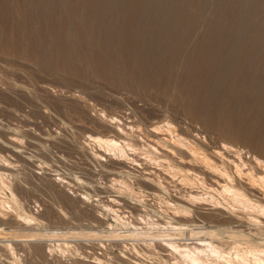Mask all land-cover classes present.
<instances>
[{
    "label": "bare ground",
    "instance_id": "1",
    "mask_svg": "<svg viewBox=\"0 0 264 264\" xmlns=\"http://www.w3.org/2000/svg\"><path fill=\"white\" fill-rule=\"evenodd\" d=\"M72 1L74 5L67 8L60 4H56L55 7L52 3L54 1L44 0L48 8H44V12L36 13V18L44 15L45 29H55L61 38L69 34L73 35V41L84 43L91 55L90 59L94 63L95 71L104 70V74L116 77L117 81L124 83L123 85L143 89V92H147L148 100H156L158 105L165 107L164 109H170L172 106L173 110L178 104L184 106V103L190 105V102H199L201 96H193L204 87L207 88L208 95L217 96L220 99L219 103L222 98L228 99V102L225 100L227 102L225 105L220 104L221 107L213 111L218 121L221 120L222 126L221 130L218 129L219 131L205 129L198 121H191L187 126H179L167 117L163 120L159 118L155 120L156 116L151 114L138 116L140 111L138 106L137 114L136 110L134 113L125 115L107 114V111L103 110L101 115L110 118V123H113L115 127L111 129L114 133L111 135L89 134L88 136L99 147L108 150L107 152L124 156L125 159L127 157L137 165H142V161L134 158L135 156L130 157L129 154L130 151L133 153L142 150L161 168L166 166L171 175L180 174L183 184L188 183L192 186L196 184L201 190L198 188L185 190L187 193L184 191L183 194L186 193V197L185 195L183 197L188 202L197 204L211 200L218 204V208L229 210L232 215L227 219V230L220 228V224L202 225L194 222L181 223L177 220V223L169 220L165 224L150 221L144 222L145 226L140 224L138 226L123 218L118 212L119 209L105 204L108 210L116 214L117 220H122L124 230L114 228V225L110 223L111 226L108 225V228L88 230L85 235L102 233L106 237L112 236L115 239L125 235L136 236L148 245L162 239L164 246L167 245L174 255L176 264L181 261L188 264H264V246H261L258 240L247 237L244 232L246 228L237 229L234 223L232 224L233 217L246 219L250 224L249 228L251 227L249 232L259 233L260 229L264 232V149L260 148L257 141L263 135L260 129L264 128V25L252 26L256 21L248 20L251 14L248 13L251 10L249 12L245 10L249 5L263 4L264 0L260 3L257 0H235V7L231 8V13L226 12L228 6L224 5L226 3L223 4V2L230 3L231 0H221L218 14H214L208 22L201 23L203 25H200L202 27L200 31H198L199 25H196L197 21H193L197 18L194 12H191L193 0H171L168 4L160 0ZM191 17L195 19L192 20ZM18 29L20 30V27ZM36 32L34 31L35 34ZM38 40L40 42L42 39ZM56 43L58 44V41ZM83 57L84 55L81 58ZM205 96L206 94L201 98L205 99ZM192 105L194 104L190 107ZM202 108L198 107V109ZM206 112L204 111V115ZM103 121L106 122L104 119ZM256 128L257 136L253 134L252 137L247 134L250 130L255 131ZM5 174L0 171V216L2 218L12 213L21 221H25L24 223L28 226H22V229L33 231L30 233L33 236L23 239L34 240L43 238L44 235L56 237V234L67 236V234L78 233L70 229L40 231L35 226H31L38 223L37 216L24 207L17 193L4 180ZM154 177H157V180ZM154 177L150 176V181L166 188L163 180H160L161 174L159 176L157 173ZM2 186L10 188L9 196L3 194ZM165 191L168 192V190ZM90 194L81 193L82 197L87 199L91 198ZM174 205L178 213L183 211L188 215L191 214L190 205L180 201ZM242 223V221L239 223L240 226ZM164 226L170 227L172 231L162 230ZM5 230L7 228L0 225V233ZM187 230H189V237L184 236ZM155 231H159L161 236L156 237L158 235ZM227 232L229 236H238V239L241 237L245 245L238 240L234 242L236 244L233 247L226 249L222 240ZM37 234L39 236H35ZM157 238L159 239L156 240ZM1 243L19 259L12 240L5 239ZM65 243L69 245L68 242ZM95 257L97 259L95 263L98 264H127L123 261L113 262L112 259L105 261L104 258Z\"/></svg>",
    "mask_w": 264,
    "mask_h": 264
},
{
    "label": "rangeland",
    "instance_id": "2",
    "mask_svg": "<svg viewBox=\"0 0 264 264\" xmlns=\"http://www.w3.org/2000/svg\"><path fill=\"white\" fill-rule=\"evenodd\" d=\"M160 1L168 4L171 0ZM219 1L221 0L191 1L194 2L191 5V12L197 16L196 19L191 18L195 19L194 22L197 21L198 29L200 25H203L201 23H206L214 17L219 4L222 3ZM234 1L223 2L228 6L226 12H232L231 8L235 7ZM257 1L260 3L262 0ZM50 2L55 7L56 4L67 8L74 5L72 0L60 2L50 0ZM250 6L245 8L247 12L251 10L248 13H251L248 20L256 21V23L252 22V26L260 24L263 26L264 3ZM44 8H48L44 0H0V171L6 173L4 180L17 193L24 207L37 216L38 223L31 226H35L40 231L70 229L78 233L67 234V236L56 234V237L44 235L43 238L25 240L23 238L33 236L30 235L33 231L22 229V226H28L24 223L25 221H21L12 213H8L6 217L0 216L2 219L0 225L7 228L0 233V264H98L95 263L97 260L95 256L104 258L105 261L112 259L113 262L123 261L127 264H176L174 255L167 245L164 246L162 239L157 238L156 244L148 245L136 236L125 235L115 239L108 235L106 237L102 233L85 235V232L108 228V225L111 226L110 223L114 225V228L124 230L122 220H117L116 214L108 210L105 204L119 209L118 212L123 218L138 226L139 224L145 226V223L150 221L165 224L172 220L174 223L178 221L202 225L220 224V228L227 230V219L232 213L218 208V204L211 200L199 204L188 202L185 199L187 191L197 188L201 190V188L196 184L193 186L190 184V186L184 183V185L180 174L171 175L166 166L161 168L142 150L133 153L130 151V157L135 156L134 158L142 161V165H137L127 157L125 159L124 156L107 152L108 150L99 147L88 136L89 134L111 135L114 133L111 129L115 127L113 123H110V118L101 115L103 110L107 111V114L120 113L119 115L134 113L135 110L137 114L140 110L141 115L137 114L138 116L151 114L156 116L155 120H163L167 117L179 126H187L191 121H198L205 129L221 130V120L218 121L213 111L225 105L228 99L225 98L226 102L222 98L219 103L220 99L217 96L212 98L207 94V88L202 87L203 89L198 90L199 92L197 91L198 93L196 92L193 97H203L206 94V101L199 97V102H190V105L194 104L191 107L189 103H186L187 105L184 103L186 108L183 104H178L179 106L175 105L173 110L172 106L170 109H164L165 107L158 105L156 100H148L147 92H143V89L142 91L132 85L125 84V86L124 83L117 81L116 77L104 74V70L95 71L87 46L79 41H73V35L69 34L61 38L55 29H45L44 15L36 18V13L44 12ZM201 29L202 27L198 31ZM34 31H37L36 34ZM21 33H24L23 37ZM38 39H42L43 42H39ZM83 55L84 57L81 58ZM132 104L136 106L133 107ZM200 104L202 106H199ZM144 105L145 107H141ZM198 107L203 108L198 109ZM204 111L209 112L204 115ZM103 119L109 123L107 124ZM263 130L264 128L260 129L263 135L259 137L258 134L259 140H257L261 149H264ZM250 131L247 134L252 137L253 134L257 136V128L255 131ZM157 173L159 176L161 174L160 180H163L164 183H162L166 188L150 181V176L154 177ZM154 178L157 180V177ZM1 189L4 195L11 194L10 188L2 186ZM184 191L185 194H183ZM81 193H91L92 196L89 199L83 198ZM177 201L190 205L191 214L188 215L183 211L178 213L174 205ZM232 220H234L232 224L234 223L235 228H246L244 232L247 237L258 240L259 244L264 246L262 229L259 233H252L249 232L251 227L249 228L250 224L246 219L233 217ZM238 220L244 224L240 226ZM162 230L172 231L170 227L165 226ZM188 232L189 230L185 232V237H189ZM155 233L158 235L156 237L161 236L159 231ZM5 239L12 240L19 259L1 243ZM223 239L226 249L233 247L236 244L234 242L238 240L245 245L241 237L238 239V236H229L228 232L224 234ZM179 264L188 263L181 261Z\"/></svg>",
    "mask_w": 264,
    "mask_h": 264
}]
</instances>
